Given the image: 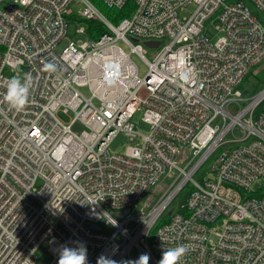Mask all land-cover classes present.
Here are the masks:
<instances>
[{"label":"built area","instance_id":"built-area-1","mask_svg":"<svg viewBox=\"0 0 264 264\" xmlns=\"http://www.w3.org/2000/svg\"><path fill=\"white\" fill-rule=\"evenodd\" d=\"M101 1L130 13L114 25L89 0H0V264H35L43 244L57 264L76 242L87 264L144 253L158 264L179 245L189 251L178 264H264V88L238 89L264 60V27L243 1ZM249 1L264 16V0ZM73 14L108 31L94 40L79 27L86 38L68 40ZM17 65L30 89L20 111L3 99ZM59 111L73 112L68 123ZM120 134L129 145L112 153Z\"/></svg>","mask_w":264,"mask_h":264},{"label":"rangeland","instance_id":"rangeland-1","mask_svg":"<svg viewBox=\"0 0 264 264\" xmlns=\"http://www.w3.org/2000/svg\"><path fill=\"white\" fill-rule=\"evenodd\" d=\"M4 4L10 2L11 0H4ZM130 6L127 7L128 15L130 13ZM82 8L81 4H76L73 2L71 4V9L75 14ZM75 14L72 16V18L68 21V27H67V36L66 39H85L86 36L79 35L76 33V29L79 27H84L87 29V23L85 21H78ZM126 13L118 12V16L122 17ZM126 15L125 17H127ZM206 35L211 41H215L219 35L218 31L213 26H208L206 30ZM119 45H121L126 52H129L128 47L122 42H118ZM66 45V41L64 40L59 44L57 47V51L61 52ZM155 49H149L150 53H154ZM131 58L134 61V63L139 68V75L142 77L144 76L148 71V65L136 54H131ZM264 68V62H261L257 66H253L250 68L249 73L244 77L241 84L238 86V89L241 91L243 95L251 96L252 94L258 93L260 90L264 88V82L261 80V74L259 73ZM16 67L13 69L5 68L4 73L5 75L11 77L13 75H16L19 73V77L21 80L23 79L24 73H25V67L19 66V71L17 72ZM80 90L86 95L90 96V93L87 88H80ZM60 119H62L65 123H68L73 116V112L64 113L62 111H59L57 114ZM134 120L136 123L140 124V129L142 131H146L148 126L141 121V113H138ZM129 145V142L126 140L124 134L118 135L116 140L110 145V151L112 153H120L123 154L126 151V147ZM214 157L209 159V161L200 169V172L195 175V179L201 180V178L205 177L209 173V169L213 163ZM1 175V174H0ZM189 190V187H187L184 191L181 192L180 196H178L173 204V207H179L180 205L185 203V196ZM53 258L52 253L48 249L47 244L41 245L34 254V261L35 264H50L51 260Z\"/></svg>","mask_w":264,"mask_h":264},{"label":"clouds","instance_id":"clouds-1","mask_svg":"<svg viewBox=\"0 0 264 264\" xmlns=\"http://www.w3.org/2000/svg\"><path fill=\"white\" fill-rule=\"evenodd\" d=\"M45 70H55V66L51 63L44 65ZM19 71V66L15 69ZM29 82L24 80L22 82L18 75H13L7 80V90L3 99L16 111L22 110L29 100ZM116 225V221L113 224ZM76 247H69L61 245L59 252V259L57 264H87V248L83 243L76 242ZM118 250V246H117ZM189 251L187 245H179L173 248L164 249L162 251L161 259L158 264H178L181 257ZM150 255L147 253L141 254L137 259L121 260L119 264H149ZM96 264H117V261L100 255L97 258Z\"/></svg>","mask_w":264,"mask_h":264},{"label":"trees","instance_id":"trees-1","mask_svg":"<svg viewBox=\"0 0 264 264\" xmlns=\"http://www.w3.org/2000/svg\"><path fill=\"white\" fill-rule=\"evenodd\" d=\"M91 1L105 16L108 20H110L113 24H119L122 19L125 18L126 15H128L127 8H123L121 10L116 9V8H110L106 6L101 0H89ZM230 1H243L245 5H247L250 9L251 12L258 18L262 26L264 27V16L262 13H260L255 6L249 1V0H230ZM128 5V4H127ZM118 12H123L126 13L122 17L118 16ZM74 16V15H72ZM70 16V18H72ZM87 23V33L88 36L91 39H98L105 31H108L107 27L100 21L97 20H82ZM264 62V60L262 61ZM261 74V80L264 82V68L259 72ZM168 217H163L156 225V227H159L166 223L168 221Z\"/></svg>","mask_w":264,"mask_h":264},{"label":"water","instance_id":"water-1","mask_svg":"<svg viewBox=\"0 0 264 264\" xmlns=\"http://www.w3.org/2000/svg\"><path fill=\"white\" fill-rule=\"evenodd\" d=\"M146 45L149 46V47H157L159 45V42H146ZM126 213H128V211H123V212H120L118 213V215L120 217H123ZM170 214V213H169ZM93 227L95 228H98L97 226L93 225Z\"/></svg>","mask_w":264,"mask_h":264},{"label":"bare ground","instance_id":"bare-ground-1","mask_svg":"<svg viewBox=\"0 0 264 264\" xmlns=\"http://www.w3.org/2000/svg\"><path fill=\"white\" fill-rule=\"evenodd\" d=\"M105 17H106V16H105ZM210 21H211V18H207V19H205L204 23H205V24H209ZM121 22H122V21H121ZM121 22H120V24H121ZM120 24H119V25H120ZM114 25H118V24H114ZM146 42H158V41H146ZM146 42H145V45H146ZM159 45H160V42H159ZM159 45H158V46H159ZM146 46H147V45H146ZM158 46H157V47H158ZM147 47H149V46H147ZM157 47H149V48H157ZM253 66H257V64H254V65H252L251 67H253ZM260 91H261V90H260ZM260 91H259V92H260ZM255 94H256V93H255ZM252 95H254V94H252ZM252 95H251V96H252Z\"/></svg>","mask_w":264,"mask_h":264}]
</instances>
